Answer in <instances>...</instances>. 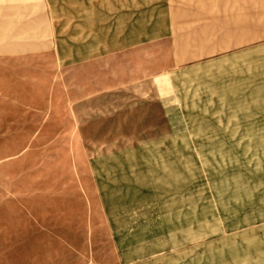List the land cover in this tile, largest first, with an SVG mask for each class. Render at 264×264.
<instances>
[{
	"label": "rangeland",
	"instance_id": "374dc122",
	"mask_svg": "<svg viewBox=\"0 0 264 264\" xmlns=\"http://www.w3.org/2000/svg\"><path fill=\"white\" fill-rule=\"evenodd\" d=\"M0 264H264V0H0Z\"/></svg>",
	"mask_w": 264,
	"mask_h": 264
}]
</instances>
